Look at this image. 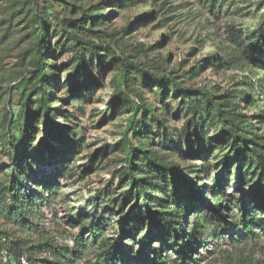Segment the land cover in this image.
Listing matches in <instances>:
<instances>
[{
    "label": "trees",
    "instance_id": "trees-1",
    "mask_svg": "<svg viewBox=\"0 0 264 264\" xmlns=\"http://www.w3.org/2000/svg\"><path fill=\"white\" fill-rule=\"evenodd\" d=\"M137 1L119 0V4L121 8L132 7ZM200 1L216 10L224 2ZM99 5L101 3L95 7ZM72 6L82 9L75 4ZM258 8L256 25L246 27L244 32L229 26V34L249 64L264 72V0H259ZM93 11L94 8L82 9L79 19H62L60 27L55 25L53 32L48 28L46 16H41L35 27V70L28 71L31 87L26 91L18 90L24 124L19 137L10 133L12 125L8 126L6 133L8 146L14 148L15 157L9 185L0 187V217L9 226L0 230V264H77L83 257L82 248H91L99 264H200L195 253L204 245L195 239L202 238L208 229L212 228L220 236L231 226V238L242 229L243 233L237 234L238 242L264 236V108L258 114L248 109L243 112L242 108L243 104L262 107L264 79L253 78L248 73L243 76L247 88L232 95L216 96L206 88L184 86L172 73L156 74L131 61L130 56L122 59L109 46L86 40L83 32L96 33L92 24L106 16L93 14ZM132 26L134 23L123 30L127 32ZM51 32L59 38L67 36L73 46H89L92 54L100 57L98 67L103 65L101 51L119 61L124 90L117 85L109 103L111 109L121 106L131 112L126 120L124 156L118 175L119 184L124 189L117 215V236H109L107 232L104 213L111 214L106 213L109 207L90 222L82 212L71 209L72 221L81 223L82 227L81 234L74 237L73 246L60 243L57 236H66L45 227L41 219L45 206L52 207L59 197L63 202L68 201L59 182L63 177L60 173L68 171V163L83 147L81 140L75 138L77 130H71L72 135L67 138L64 134L67 127L54 122L59 108L52 106V98L56 96L54 89L62 84L56 72L58 66L51 61L57 51L51 44ZM56 45L62 47L63 43L57 41ZM84 63L82 59L78 64L76 76L80 77L82 68H87ZM133 70L138 72L141 85L148 87L149 93L158 90L161 96H167L171 92L178 99V113L187 115L179 136L166 130L165 116L171 108L165 106L170 104L161 100L160 104L164 106H159L156 100L145 97L136 87ZM78 87L73 88V94L81 91ZM81 94L91 98L94 90L86 88ZM80 101L75 99L74 102ZM41 118L44 119L42 130L45 136L38 140L36 123ZM7 122L9 125V120ZM211 129L215 132L214 137H211ZM54 131V140L48 141V135H53ZM158 138L161 146L174 147L182 158L190 155L202 157V164L194 165L195 168L190 165L194 173L209 176L214 161L213 169L219 174L212 178L213 184L209 186L182 174L178 164H165L153 149ZM36 146V152H33ZM58 164L60 168H57ZM43 167L55 169L46 175ZM22 181H37L36 190H26ZM227 181L230 183L225 184ZM205 189L211 196L210 204L196 201L202 198ZM90 199L96 207L103 204L100 196ZM128 200L131 205L124 210L122 207ZM225 202L232 204L226 206L228 218L221 213ZM84 235H87L86 239ZM156 243L160 246H155Z\"/></svg>",
    "mask_w": 264,
    "mask_h": 264
},
{
    "label": "rangeland",
    "instance_id": "rangeland-1",
    "mask_svg": "<svg viewBox=\"0 0 264 264\" xmlns=\"http://www.w3.org/2000/svg\"><path fill=\"white\" fill-rule=\"evenodd\" d=\"M48 1L52 3L43 0H0V168L3 167L0 169V187L9 185L15 157L14 148L8 146L7 128L12 125L10 133L19 137L24 124L18 90L26 91L31 87L28 71L35 70V27L41 16L47 17L48 28L52 31L55 25L60 27L62 19H79L82 9L94 8L93 14L106 16L92 24L91 28L96 33L83 32L86 40H92L99 46H109L122 59L130 56L131 61L156 74L172 73L184 86L206 88L216 96L245 90L247 85L243 76L248 73L253 78L264 79L263 70L249 64L229 34V26L244 32L246 27L256 25L259 0H224L217 10L200 0H139L136 5L125 8L120 7L119 0ZM73 4L82 9H74ZM146 13L151 14L144 16ZM130 23H134V26L125 32L123 28ZM52 32L51 44L57 51L51 61L54 60L58 66L56 72L62 84L54 89L56 96L52 98V106L59 108L56 112L58 118L54 122L67 127L64 133L67 138L71 137V130H77L75 138L81 140L83 147L68 163V171L60 173L63 177L59 182L68 201L63 202L59 197L52 207L45 206L41 219L45 227L66 236H57L60 243L73 246L74 237L81 234L82 227L81 223L72 221L71 209L82 212L90 222L101 216L105 207H109L111 211L106 213L111 214L104 213L107 232L109 236H117V215L121 210L124 189L119 184L118 175L124 156L122 146L126 141V120L131 112L121 106L111 109L109 103L117 85L124 90L119 75L120 62L112 60L108 52L101 51L103 65L98 67L100 57L94 56L89 46H73L67 36L59 38ZM57 41L63 43L62 47L56 45ZM82 55L84 58H81ZM82 59L87 68H82L79 77L76 76V68ZM92 62L94 65H91ZM133 74L136 87L142 90L145 97L156 100L159 106H164L160 104L161 100L170 104L165 106L171 108L165 116L166 130L179 136L187 115L178 113V99L171 92L167 96H161L158 90L149 93V88L141 85L138 72L133 70ZM77 85L81 91L75 95L72 90ZM86 88L94 90L91 98L81 94ZM59 97L61 101L55 102ZM75 99L81 101L74 102ZM261 103L262 107L243 104V112L248 109L258 114L264 108V101ZM42 118L36 123L38 140L45 136ZM55 134L56 131L48 135V141L54 140ZM211 135L215 136L213 129ZM159 140L156 139L153 149L165 164H178L182 174L209 186L213 184L212 178L219 174L213 169L214 161L209 176L194 173L191 170L195 168L194 165L203 163L202 157L190 155L182 158L174 147L161 146ZM133 143L136 145V140ZM36 149L37 146L32 151L36 152ZM192 164L193 168L190 167ZM57 166L61 167L59 164ZM43 168L46 175L55 169ZM22 183L26 190H33L37 185V181ZM229 183L227 181L225 184ZM207 191L205 189L202 198L196 201L210 204L211 196L207 195ZM94 196H100L101 206L96 207L92 203L90 198ZM130 205L131 201L128 200L122 208L128 209ZM227 205L232 206L225 202L221 210L226 218L229 217ZM6 228H9L8 224L0 217V230ZM242 233L243 230L239 229L231 238V226L224 229L220 236L212 228L208 229L202 238L195 239L204 245L195 256L200 258V264H264V236L245 242L236 241L237 234ZM86 238L87 235H84ZM155 246L159 247L160 244L156 243ZM82 250L83 257L77 264H99L91 248Z\"/></svg>",
    "mask_w": 264,
    "mask_h": 264
}]
</instances>
